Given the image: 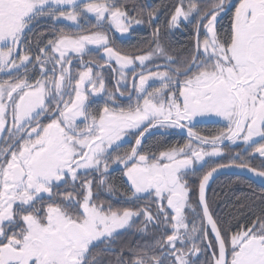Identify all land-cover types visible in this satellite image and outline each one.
Masks as SVG:
<instances>
[{
  "label": "snow or ice",
  "instance_id": "obj_1",
  "mask_svg": "<svg viewBox=\"0 0 264 264\" xmlns=\"http://www.w3.org/2000/svg\"><path fill=\"white\" fill-rule=\"evenodd\" d=\"M226 169L264 183V0H0V264H264V190L221 218Z\"/></svg>",
  "mask_w": 264,
  "mask_h": 264
},
{
  "label": "flooded vegetation",
  "instance_id": "obj_2",
  "mask_svg": "<svg viewBox=\"0 0 264 264\" xmlns=\"http://www.w3.org/2000/svg\"><path fill=\"white\" fill-rule=\"evenodd\" d=\"M174 2V0H173ZM140 4H148V5H162V0H138ZM164 16L161 15V22ZM223 24L227 26L228 23V15L225 14L223 17ZM50 26V22L46 20H39L33 27V31L29 33L33 40L39 35V33L48 30ZM150 29L146 27L139 28L137 27L131 35L121 36L120 34H116L117 43L130 47L132 45H136L139 43L141 38L147 37L150 33ZM169 39L173 46H188V37L190 33L187 30L181 31L179 29L174 30L169 33ZM223 122L216 117H204L199 118V123L196 125L198 131H201L203 134L207 135L210 132H214L215 129L222 127ZM131 142L132 138H128ZM187 139V133L185 130L181 129H171L165 135H161L160 131H153L151 135L147 136L144 143L146 147H160L164 144H172V143H184ZM128 143L123 145L124 148L129 147ZM242 147V145L240 146ZM240 147H232L231 151L236 152L240 150ZM260 163L259 159H254L252 164L254 166H258ZM113 176L117 178V183H122L119 179V168L113 172ZM193 183L198 184V179L193 177ZM264 188L258 183L252 181L251 179L242 176L236 173H226L218 175L209 185L208 187V196L216 200L215 204V212L221 218L227 220V213L229 211L230 205L234 202L238 201V204H247L252 203L253 200L259 196L261 191ZM239 197V199H237ZM105 199L107 197L105 196ZM256 206H259L258 200L256 201ZM137 237H133L131 233H127L124 235L123 239H136Z\"/></svg>",
  "mask_w": 264,
  "mask_h": 264
},
{
  "label": "water",
  "instance_id": "obj_3",
  "mask_svg": "<svg viewBox=\"0 0 264 264\" xmlns=\"http://www.w3.org/2000/svg\"><path fill=\"white\" fill-rule=\"evenodd\" d=\"M226 173H228V174H229V173L240 174V175L245 176V177L251 179L252 181L258 183L259 185H261V186L264 188V183H262V182L260 181L259 178H256V177L252 176V174H250V173H242V172H240L239 169H226V170H224V171L218 173V174H217V175H216V176L210 181L209 185L211 184V182H212V181H213L218 175L226 174Z\"/></svg>",
  "mask_w": 264,
  "mask_h": 264
},
{
  "label": "trees",
  "instance_id": "obj_4",
  "mask_svg": "<svg viewBox=\"0 0 264 264\" xmlns=\"http://www.w3.org/2000/svg\"><path fill=\"white\" fill-rule=\"evenodd\" d=\"M172 3H173V0H162V5H171ZM164 20H165V17L162 18V22ZM237 202L238 201H236L232 205H230L229 211L227 213V219H230L232 215L236 214V207H238L239 205H241V204H238ZM247 204H249V203H247Z\"/></svg>",
  "mask_w": 264,
  "mask_h": 264
},
{
  "label": "rangeland",
  "instance_id": "obj_5",
  "mask_svg": "<svg viewBox=\"0 0 264 264\" xmlns=\"http://www.w3.org/2000/svg\"><path fill=\"white\" fill-rule=\"evenodd\" d=\"M143 26L139 27V28H142Z\"/></svg>",
  "mask_w": 264,
  "mask_h": 264
}]
</instances>
